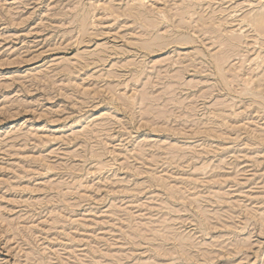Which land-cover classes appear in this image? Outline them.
Returning a JSON list of instances; mask_svg holds the SVG:
<instances>
[{
    "label": "rangeland",
    "instance_id": "rangeland-1",
    "mask_svg": "<svg viewBox=\"0 0 264 264\" xmlns=\"http://www.w3.org/2000/svg\"><path fill=\"white\" fill-rule=\"evenodd\" d=\"M260 15L0 0V264H264Z\"/></svg>",
    "mask_w": 264,
    "mask_h": 264
},
{
    "label": "bare ground",
    "instance_id": "bare-ground-1",
    "mask_svg": "<svg viewBox=\"0 0 264 264\" xmlns=\"http://www.w3.org/2000/svg\"><path fill=\"white\" fill-rule=\"evenodd\" d=\"M145 3V0H139V4L140 5H143ZM148 3V2H147ZM128 12H130L131 14H135V15H138V16H141V14H140V11H139V9L137 8V6L136 7H132V8H130L129 10H128ZM134 12H136V13H134ZM124 15V14H123ZM120 16V15H119ZM185 16V13H183L182 15H181V18L182 19H184L183 17ZM117 18H118V16H116ZM247 18V17H246ZM252 22H253V24L256 26V27H259L260 29H261V31H263L264 32V15H260V16H256V17H252ZM244 20H246V19H244ZM83 23V22H82ZM83 28H84V26H83ZM82 31V30H81ZM84 33V32H83ZM85 34V33H84ZM186 41H179V42H176V44L177 45H181L180 47H182L183 46V44L185 43ZM146 48V47H145ZM217 58V56H215L214 57V59H216ZM221 58H223L224 59V57H221ZM260 58V57H259ZM219 59L217 58L216 59V62H219L218 61ZM217 65H218V67H220V64L219 63H217Z\"/></svg>",
    "mask_w": 264,
    "mask_h": 264
}]
</instances>
